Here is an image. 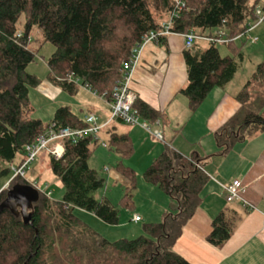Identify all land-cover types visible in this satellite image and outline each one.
I'll return each instance as SVG.
<instances>
[{"label":"trees","instance_id":"16d2710c","mask_svg":"<svg viewBox=\"0 0 264 264\" xmlns=\"http://www.w3.org/2000/svg\"><path fill=\"white\" fill-rule=\"evenodd\" d=\"M183 1L185 5L172 17L178 9L174 0H0V159L9 164L0 173H12L8 186L0 191V203L17 183L37 190L31 208L32 224H25L22 215L11 207L0 213V264H193L174 246L201 205V192L210 179L203 167L204 158L199 155L187 157L167 145L146 167L143 178L159 186L172 203L161 221L144 224L145 234L132 239L109 240L74 213L76 207L84 208L108 224L119 223L118 206L106 196H96L105 186V177L89 164L103 127L97 134L77 141L64 138L66 152L61 159L47 154L53 172L65 187L61 200L52 199L47 190L42 191L21 176L13 177V167L26 160L27 144L62 127L90 126L87 116L80 117L68 105L56 108L48 121L33 116L30 88L42 82L28 71L36 55L30 45L35 27L40 28L45 41L55 45L47 61L48 79L70 95L84 86L109 103L134 49L146 34L162 29L169 20L170 30L178 34L192 30L211 38L224 31L228 39L225 43L209 41L204 48L194 43L184 50L188 83L180 92L192 111L213 88L224 87L235 77L244 57L241 49L245 41L240 44L238 40L252 31L250 25L260 18L256 8L264 6V1ZM23 15L25 22L19 28ZM261 23L264 20L257 25ZM168 36L157 41L166 44ZM251 38L257 40L252 42ZM248 41L256 44L259 38L251 36ZM217 44L226 45L228 53L222 54ZM236 98L239 109L215 133L221 153H228L237 142L254 133H264V60L257 64ZM134 109L150 124L157 120L164 124V114L139 97ZM115 120L125 123L119 117L111 121ZM104 131L109 135L104 146L119 155L117 167L130 179L129 191L120 204L133 209L130 190L137 186L138 175L125 162L135 152L134 142L129 133H120L114 127ZM18 155L23 157L15 164ZM33 176L38 185V178ZM238 219L235 209H222L213 219L207 240L222 245L232 236Z\"/></svg>","mask_w":264,"mask_h":264},{"label":"crops","instance_id":"0c3cea01","mask_svg":"<svg viewBox=\"0 0 264 264\" xmlns=\"http://www.w3.org/2000/svg\"><path fill=\"white\" fill-rule=\"evenodd\" d=\"M259 28L261 39L264 40L263 24L254 27L252 31L255 32ZM167 40L166 44L151 41L145 45L130 83L139 98L164 114L162 127L166 142H153L149 138L151 133L140 125L110 121L111 107L108 101L84 86H80L78 95H75L76 98H79L80 94H89L92 97L89 102L82 101L77 104L80 107L79 113L87 107L88 113L82 115L73 111L82 118L93 113L98 124L103 127L102 131L114 127L115 131L131 135L136 153L132 165L138 172L137 181L142 183L145 180L144 170L167 145L187 157L196 154L204 158L203 167L210 179L201 192V205L183 227L182 234L175 243L174 249L178 254L193 264H264V133H254L237 142L228 153H221L215 133L240 107L236 98L239 92L236 90L239 89L238 83L231 82L237 80L236 75L235 79L224 87L213 88L200 107L192 111L188 99L180 92L188 83L184 37L173 33ZM196 44L197 47L201 46L197 41ZM262 59L264 53L257 58V64ZM242 83H245V79L239 85H243ZM60 97L63 98L64 95ZM63 99L57 101L54 107L63 106L60 103L66 98ZM103 147L108 149L107 146ZM233 179H241L247 185L244 197L255 205L254 208L246 206L241 200H226L221 184ZM9 182L4 186H8ZM152 186L148 187L155 195L151 208L156 211L155 219L161 221L165 211L170 208L172 199L159 186ZM226 207L235 209L239 219L232 236L222 245L215 246L207 238L212 230L213 219ZM134 211L130 214L131 220L134 214H140L142 219L133 221H143L140 211ZM101 234L109 240L112 239L105 233Z\"/></svg>","mask_w":264,"mask_h":264},{"label":"rangeland","instance_id":"374dc122","mask_svg":"<svg viewBox=\"0 0 264 264\" xmlns=\"http://www.w3.org/2000/svg\"><path fill=\"white\" fill-rule=\"evenodd\" d=\"M24 22H25V16L23 15L20 17L18 21L19 28L23 27ZM261 24L264 25V23ZM260 28L258 30H255V32L253 31L247 32V34L243 35L242 38L238 40V43L240 44L243 41H245L241 49L244 57H243L242 65L236 74L237 80L231 81L232 83H238L237 88L239 89H236L238 91L244 86V84L247 82V80L251 77V75L255 71L257 67V58H259V56L262 55V53H264V40L261 39ZM249 36L258 37L260 38V41H258L257 44H252L248 41V38H250ZM31 41H32L30 44L31 48L36 55H35V60L29 64L28 71L37 74L42 80L41 84L38 87L30 88L31 102L35 107L33 116L41 118L43 121H48L53 117L54 111L57 108L54 107L56 102L57 101L60 102L61 100H64L63 98H66V100L60 103L61 105L70 104L73 110L79 113L80 107L79 105H77L78 102L79 104L82 101L89 102L92 97L89 94H80L79 98H76L77 97L76 95H73L72 97V95L65 93L61 88H58L57 86L51 84L50 80L48 79L49 68L47 61L48 59H50L52 53L55 51V45H53V43L49 41L44 40L43 34L40 28L38 27H35L33 31ZM196 41L198 42L199 45L204 47L209 45V41L207 40L197 39ZM217 47L220 49L222 54L228 51L226 45L224 46L223 44H217ZM243 79H245V83H242L243 85H239L241 84ZM258 88L253 90L254 93L257 92ZM61 95H64V97L63 98L60 97ZM88 110L89 109L87 107L82 113L79 114L84 115L85 113H88ZM160 130L164 131L161 125H160ZM149 138L153 142L163 143V141L153 138L150 135ZM107 140H108L107 133L103 131L100 134L99 145L97 146L95 151H93L89 159V164L91 167L97 169L105 177L106 179L105 186L97 191L96 196L99 199L106 196L112 201L114 205L118 206V208L120 209L119 223L115 225L108 224L99 217H97L95 214L85 210L84 208L82 209L76 207L74 213L76 214V216H78L79 218L90 224L100 233L103 234L105 233L107 236L112 238L111 240H117L119 238H124V239L137 238L138 236L145 234L144 224L157 221L155 219L156 211H153V209L151 208L152 201L155 199V195L148 188L153 186L152 184L146 182L141 178L143 180V183L138 180L139 182L137 181V186L130 190V192L133 195L134 208L130 209L120 204V200L123 197V195L129 191L128 188L130 184H128V182L130 179L117 167L120 158L119 155L116 152L109 150V148L105 149L103 147L104 145L103 142L107 143L108 142ZM135 155L136 153L133 154L128 160H126L125 164L133 167L132 164H134L135 162ZM22 157L23 155H18L14 163L19 164ZM8 166L9 164L7 162L0 159V171ZM29 174H33L38 178V186L42 189V191L47 190L48 192H50L49 195L52 199L59 201L63 198V194L64 192H66L65 187L62 181L53 172L50 165L49 155L47 154L44 155L41 153L38 156V158L31 164V169L28 170V175ZM11 179H12V173L9 174L0 173V189L4 186L5 183L9 182ZM5 187H7V185H5L3 188ZM134 210L140 211L139 213H141L144 218L143 221L136 223L133 220H131L130 214L131 212H135Z\"/></svg>","mask_w":264,"mask_h":264},{"label":"built area","instance_id":"2783aa9c","mask_svg":"<svg viewBox=\"0 0 264 264\" xmlns=\"http://www.w3.org/2000/svg\"><path fill=\"white\" fill-rule=\"evenodd\" d=\"M176 7L175 11L172 13V17L177 16V12L181 9L185 2L183 0H174ZM256 12L259 15V20L252 25H250V30L253 29L259 22L264 20V6L258 5ZM171 20L163 24V28L158 31H151L144 37L143 42L139 43L138 47L134 49L131 59L124 65V73L122 79L119 81L117 86L114 88L113 96L111 101H109L111 107V118L110 121L114 118H121L125 123L131 125H140L147 131H149L153 137L158 140L164 141V133L160 130V125L162 122L157 120L154 125L146 119L140 117L137 109H134L135 101L138 97L136 91L131 88V81L134 76L135 69L139 64L141 51L145 45L151 41H157L161 36L170 35L175 32L170 30ZM21 36V33L18 34ZM185 40V47L190 48L193 46L197 39H205L215 43H225L228 41L226 33L224 31H218L216 36L210 37H201L195 31H189L186 33H181ZM257 38H251L252 42H255ZM86 120L90 123V126L86 128H74V127H62L57 131H51L49 134L41 135L38 137L35 143L27 144L26 146V160L20 166L13 167V177L21 176L31 184L39 188L37 185V179L29 174L28 170L31 168V163L36 160V158L41 154H50L55 159H61L65 152L66 147L64 144V138H73L77 141L79 138L90 134H97L101 129V125L97 122V117L90 113L87 115ZM104 145H106L104 143ZM228 202L235 200H241L244 204L250 208H254L255 205L247 201L244 197L245 192L247 191V185L241 179H233L230 181H225L221 184ZM49 195L50 192L47 191ZM142 219L140 214H134L133 220L138 222Z\"/></svg>","mask_w":264,"mask_h":264},{"label":"water","instance_id":"95a60500","mask_svg":"<svg viewBox=\"0 0 264 264\" xmlns=\"http://www.w3.org/2000/svg\"><path fill=\"white\" fill-rule=\"evenodd\" d=\"M6 194V198L0 203V213L11 207L17 215H22L25 224H32L31 208L37 199V190L32 186L17 183Z\"/></svg>","mask_w":264,"mask_h":264}]
</instances>
